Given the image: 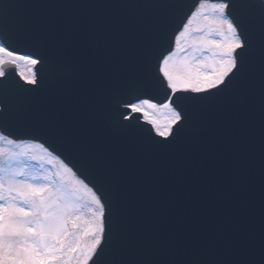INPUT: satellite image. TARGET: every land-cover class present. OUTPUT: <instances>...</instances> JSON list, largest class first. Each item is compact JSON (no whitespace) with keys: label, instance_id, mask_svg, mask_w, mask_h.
Returning <instances> with one entry per match:
<instances>
[{"label":"snow or ice","instance_id":"1","mask_svg":"<svg viewBox=\"0 0 264 264\" xmlns=\"http://www.w3.org/2000/svg\"><path fill=\"white\" fill-rule=\"evenodd\" d=\"M0 141V264H264V0H0Z\"/></svg>","mask_w":264,"mask_h":264},{"label":"water","instance_id":"2","mask_svg":"<svg viewBox=\"0 0 264 264\" xmlns=\"http://www.w3.org/2000/svg\"><path fill=\"white\" fill-rule=\"evenodd\" d=\"M185 2L188 7L189 14H190V12L195 9V6L197 5L198 0H185ZM210 2H215V0H210ZM3 131H4V134L9 135L10 138L19 139L21 141L44 143V147H49L50 142H45L47 141V137H44L43 139H33L31 136L17 132L13 128H7V129H4ZM49 150L51 149L49 148Z\"/></svg>","mask_w":264,"mask_h":264},{"label":"rangeland","instance_id":"3","mask_svg":"<svg viewBox=\"0 0 264 264\" xmlns=\"http://www.w3.org/2000/svg\"><path fill=\"white\" fill-rule=\"evenodd\" d=\"M4 144H5L4 141H0V146H3ZM24 144H33V143H24ZM32 151L37 153V154H42L41 153V149H39V148H33ZM47 159L48 158H45V161H39V162H37V161H29V163L32 164L36 168H39L40 164L44 163L47 168H50L52 171H55L54 162H53V165H48V164H46V160Z\"/></svg>","mask_w":264,"mask_h":264}]
</instances>
